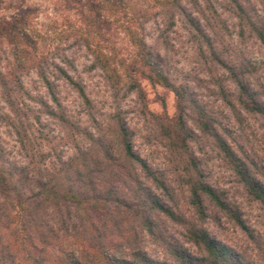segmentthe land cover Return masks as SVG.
Wrapping results in <instances>:
<instances>
[{
  "label": "trees",
  "instance_id": "obj_1",
  "mask_svg": "<svg viewBox=\"0 0 264 264\" xmlns=\"http://www.w3.org/2000/svg\"><path fill=\"white\" fill-rule=\"evenodd\" d=\"M63 1L73 14L62 24L81 32L75 41H84L91 54L87 68L102 71L113 99L112 110L99 117L98 105L76 73L75 58L57 49L58 45L40 53L32 64L51 103L39 93L31 96L22 82L21 68L13 64L5 70L0 67V96L13 115L0 111V119L13 125L27 159L25 164L8 162L0 143V264H264L222 242L206 227L212 216L209 209L217 210L254 241L240 212L207 182L190 151V141L198 142L199 136L188 126L187 111L191 110L194 127L212 143L248 196L263 208L264 171L244 154L230 130L197 102L187 83L172 73L174 46L169 32L178 21L199 54L222 66L234 82V93L226 92L220 82L213 93L224 100L238 123L244 111L264 126V91L250 81L256 69L246 59L233 57L226 45L218 48L215 37L227 29L212 1L151 0L137 10H132L129 0ZM222 1L236 19L238 38L253 35L264 51V15L248 0ZM260 2L264 7V0ZM153 8L160 17L155 21L156 39L169 48L162 54L143 35L145 13ZM119 34L130 46L125 54L113 43ZM53 77L63 78L76 92L79 117L66 113ZM143 80L175 95L174 116L154 117L180 167L188 213L180 209L164 173L134 150L133 132L120 109L119 100L127 93L142 94ZM25 97L35 99L38 108L29 107ZM27 110L35 112L36 122L43 113L54 118L67 132L64 140L73 142L74 153L63 160L55 147L42 150L23 126ZM164 219L181 226L194 248L169 235ZM142 234L162 248V257L145 250Z\"/></svg>",
  "mask_w": 264,
  "mask_h": 264
},
{
  "label": "rangeland",
  "instance_id": "obj_2",
  "mask_svg": "<svg viewBox=\"0 0 264 264\" xmlns=\"http://www.w3.org/2000/svg\"><path fill=\"white\" fill-rule=\"evenodd\" d=\"M211 1L227 29V31L223 29L222 34L215 37L218 48L220 49L224 44L237 60L246 59L254 66L256 73L250 76V81L253 86L255 85V88L260 86L264 91V51L259 41L253 35H245L242 39L238 38L235 30L236 19L233 14L224 8L222 0ZM248 1L264 15V7L260 0ZM129 2L132 10H137L141 5L151 2V0H129ZM65 6L63 0H0V67L5 70L13 64L17 69L21 68L23 70L22 82L31 96L36 97V94L39 93L43 100L51 103L32 64L40 53L47 52L53 46L58 45L57 49H62L64 53L75 58L76 73L85 83L90 98L98 105L99 117L104 118L112 110L113 104L109 85L99 68H87L91 62V54L86 50L88 48L84 41H75L76 35H80L81 32L76 31L74 26L62 24L63 20L71 18L73 14L72 9H67ZM156 9L146 11V16L143 19L145 21L143 35H145L147 43L162 54L165 49L169 48H164L156 39L158 30L155 21L160 18L155 15ZM120 37L121 34L116 35L113 43L116 49H120V52L125 54L130 46ZM169 37H172L174 46L172 48L174 51L171 53L173 76H176L178 81L187 83L189 91L197 102L205 105L220 120L221 124L230 130L244 154L253 159L256 165L260 166V171L263 172L264 126L261 121L241 111L243 120L242 123H238L224 100L213 93L217 87L216 82H220L226 92H235L234 82L228 76L227 71L208 59L207 56L204 58L199 54L196 46L191 43L178 21L170 30ZM101 45L109 49L105 42H101ZM70 73L73 72L70 70ZM119 73L122 83L124 80L123 71L120 70ZM53 81L66 113L71 117H79L80 100L76 92L63 78L53 77ZM141 88V95L138 96L136 91H132L119 100L120 109L124 113L127 125L133 132L134 150L150 166L164 173L180 209L188 213L190 208L186 202L185 186L180 182L182 177L180 167L174 159L175 156L168 150L161 138L154 117L172 118L174 116L176 112L175 95L171 90L152 84L147 80L141 82ZM24 101L32 109L38 108V102L35 99L25 97ZM0 107V111L9 113L13 117L1 96ZM192 115L191 110H188L187 123L197 133L199 139L198 142L190 141V151L199 161L207 182L215 189L222 191L227 201L240 212V217L251 231L254 241L217 210L209 209L212 216L207 219L205 225L222 242L245 251L246 255L259 262H264V208L257 200L248 196L243 185L217 154L212 143L194 127L190 119ZM84 119V116L81 115V121ZM22 121H24L23 126L26 131L36 137V143L40 144L42 150L47 151L51 150V147H55L56 154L63 160L74 153L73 142L70 139L64 140L67 132L50 115L40 114L39 120L36 122L35 112L27 110V113L22 116ZM41 127H43L44 133L42 135L38 131ZM0 143L7 153L8 162L27 163L15 128L5 119H0ZM52 156V161H54V155ZM162 221L169 235L185 247L194 248L186 241L181 226L167 219ZM141 242L145 250L152 256L162 257L164 255L162 248L152 242L146 234H142ZM49 257L51 258V254Z\"/></svg>",
  "mask_w": 264,
  "mask_h": 264
}]
</instances>
